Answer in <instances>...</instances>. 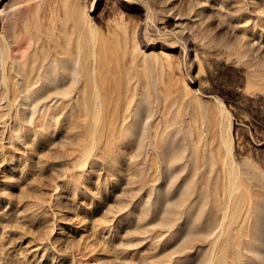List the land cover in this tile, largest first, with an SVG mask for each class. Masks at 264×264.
I'll list each match as a JSON object with an SVG mask.
<instances>
[{
  "label": "rangeland",
  "instance_id": "374dc122",
  "mask_svg": "<svg viewBox=\"0 0 264 264\" xmlns=\"http://www.w3.org/2000/svg\"><path fill=\"white\" fill-rule=\"evenodd\" d=\"M0 264H264V0H0Z\"/></svg>",
  "mask_w": 264,
  "mask_h": 264
}]
</instances>
